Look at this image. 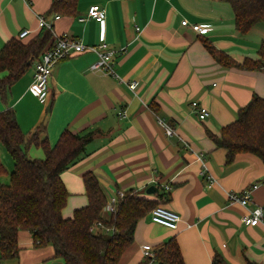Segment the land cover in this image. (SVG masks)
Instances as JSON below:
<instances>
[{
  "label": "crops",
  "instance_id": "0c3cea01",
  "mask_svg": "<svg viewBox=\"0 0 264 264\" xmlns=\"http://www.w3.org/2000/svg\"><path fill=\"white\" fill-rule=\"evenodd\" d=\"M53 1L0 0V49L22 30L30 31L22 41L35 37L41 30L38 18L43 17L52 25L44 49L66 35L87 46L103 43L104 50L116 51L115 76L92 71L97 55L84 51L55 65L44 99L29 92L36 61L11 84L6 101L0 99V112L12 108L26 136L42 127L40 139L47 138L50 146L66 129L92 133L83 154L60 174L68 192L62 217L69 219L87 205L82 176L92 172L106 203L119 191L132 190L180 216L177 229L171 230L146 213L117 264H141L144 249L154 250L172 238L183 264H213L215 255L223 264H264V227L243 224L246 209L230 204L227 197L228 192L242 193L257 185L250 191L249 207L264 208V163L250 154L227 163L225 149L209 136H219L253 95L264 99V68H224L202 44L205 39L240 62L258 56L264 29L257 24L247 34H238L230 5L217 0H77L76 15L53 13ZM93 4L105 10L102 27L91 19L78 21ZM182 20L209 30L197 33L181 25ZM194 101L208 109L206 119H199ZM160 120L174 129L173 135L165 134ZM28 152L38 159L44 155L34 145ZM0 164L9 173L12 158L1 144ZM0 183H8V176L0 175ZM150 185L155 186L153 194L146 193ZM110 214L103 207L101 220ZM100 223L92 226V233L111 235ZM18 246V257L0 264H62L50 245L34 247L26 231L18 232Z\"/></svg>",
  "mask_w": 264,
  "mask_h": 264
},
{
  "label": "trees",
  "instance_id": "16d2710c",
  "mask_svg": "<svg viewBox=\"0 0 264 264\" xmlns=\"http://www.w3.org/2000/svg\"><path fill=\"white\" fill-rule=\"evenodd\" d=\"M217 1L230 5L238 34H247L257 24L264 25V0ZM76 4L77 0H54L51 11L76 15ZM50 38L51 31L41 28L28 41L15 38L3 45L0 49L1 101H6L11 84L26 73L32 62L39 60L42 52L51 47L52 44L44 49ZM202 44L224 68L249 71L264 68V41L260 43L256 58L246 57L240 62L217 50L205 39H202ZM42 132L43 128L37 127L26 136L12 108L0 112V144L13 160V169L9 173L0 164V175L8 176V183H0V260L18 257V232L26 231L31 235L34 247L50 245L54 258L62 264H117L133 242L138 220L158 203L141 198L132 190L124 191L109 218L102 221L100 212L106 204V197L96 176L86 172L82 181L87 205L75 210L71 218L64 219L62 210L68 192L60 174L83 154L92 133L74 134L66 129L50 146L47 138L40 139ZM209 136L217 147L225 149L227 163H231L239 154L253 155L264 163V99L253 95L238 110L235 121L221 129L219 136ZM31 145L42 149L43 158H30L27 155ZM100 221L111 230V235L92 233V226ZM154 254L156 264H183L179 246L173 238L157 246ZM147 262L148 259L144 258L141 264ZM213 264H223V261L215 255Z\"/></svg>",
  "mask_w": 264,
  "mask_h": 264
},
{
  "label": "built area",
  "instance_id": "2783aa9c",
  "mask_svg": "<svg viewBox=\"0 0 264 264\" xmlns=\"http://www.w3.org/2000/svg\"><path fill=\"white\" fill-rule=\"evenodd\" d=\"M55 18H58V16ZM87 19L94 20L100 25V27H102L105 20V10L101 8L100 5H90L86 11V14L83 17H79L78 21L83 22ZM181 25L190 26L193 31L201 34L206 33L209 30V28L206 26H201L198 24L190 25L187 20H182ZM38 26L40 28H47L52 31L51 23L47 22L43 17L38 18ZM29 33L30 31L27 29L22 30L18 33L17 39L24 40L29 35ZM100 39L101 42L104 41V31L103 34H100ZM104 48L105 45L103 43H101L99 46H87L75 39L67 37L66 35L56 37L51 47L42 52L39 60L34 63L33 79L31 85L29 86V92L38 100L44 99L47 94L46 89L48 80L55 65L59 61L73 55L74 53H82L84 51H91L97 55V60L90 66L92 71H103L109 75L115 76L112 60L116 51L104 50ZM135 86V82L129 84L131 89H133ZM191 105L200 120H204L209 116V111L206 107L200 105L196 101L192 102ZM160 124H162L167 136L174 134V129L168 127L161 120ZM198 160L202 164L204 172H206L204 159L201 155L198 156ZM208 179L209 183L212 184L213 179L210 176H208ZM256 187L257 185H253L251 188L242 191V193L228 192L227 197L230 204H239L246 209L241 218L243 224L248 226L262 225L264 227V208L260 206L249 207V204L251 203L250 191ZM164 188L165 190H168L169 186L165 185ZM121 197H123L122 191L117 193V197H110L104 206L105 209L109 213H112L115 209V204ZM149 213L151 220L154 223L162 225L171 230L177 229L178 223L180 221V216L177 213L160 205L151 209ZM100 224V222L96 223L97 226ZM142 253L143 256L148 259L147 264H156L153 249L146 248Z\"/></svg>",
  "mask_w": 264,
  "mask_h": 264
},
{
  "label": "rangeland",
  "instance_id": "374dc122",
  "mask_svg": "<svg viewBox=\"0 0 264 264\" xmlns=\"http://www.w3.org/2000/svg\"><path fill=\"white\" fill-rule=\"evenodd\" d=\"M257 27H258V28H263V29H264V25L261 24V23L258 24ZM263 38H264V37H263ZM263 41H264V39H263ZM29 154H30V153L27 151V155H28L30 158H34V157L31 156V154H30V155H29ZM10 158H11V157H10ZM12 169H13V160H12V165H11V170H10V171H12ZM10 171H9V172H10Z\"/></svg>",
  "mask_w": 264,
  "mask_h": 264
},
{
  "label": "water",
  "instance_id": "95a60500",
  "mask_svg": "<svg viewBox=\"0 0 264 264\" xmlns=\"http://www.w3.org/2000/svg\"><path fill=\"white\" fill-rule=\"evenodd\" d=\"M154 189H155V186H154V185H150V186L146 189V193H147V194H153V193H154Z\"/></svg>",
  "mask_w": 264,
  "mask_h": 264
}]
</instances>
